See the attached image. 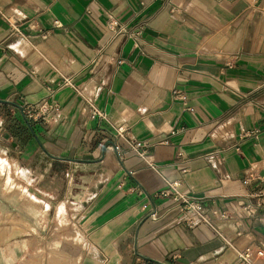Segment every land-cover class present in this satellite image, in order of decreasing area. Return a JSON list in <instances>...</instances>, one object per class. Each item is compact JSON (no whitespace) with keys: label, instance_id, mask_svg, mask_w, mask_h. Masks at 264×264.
Returning a JSON list of instances; mask_svg holds the SVG:
<instances>
[{"label":"crops","instance_id":"1","mask_svg":"<svg viewBox=\"0 0 264 264\" xmlns=\"http://www.w3.org/2000/svg\"><path fill=\"white\" fill-rule=\"evenodd\" d=\"M0 171V264H264V0H0Z\"/></svg>","mask_w":264,"mask_h":264},{"label":"built area","instance_id":"2","mask_svg":"<svg viewBox=\"0 0 264 264\" xmlns=\"http://www.w3.org/2000/svg\"><path fill=\"white\" fill-rule=\"evenodd\" d=\"M107 26L109 30L114 33L115 35H124L129 36L138 39V37L142 34L141 29H137L135 31H131L130 28H128L127 24L123 23L119 18L110 15L107 21ZM65 84H69L74 86L70 81L66 80ZM175 97L177 98H183L181 94L178 91H175ZM94 114H100L99 112H95ZM132 148L138 152L140 156L145 157L147 155V149H145V145L142 142L135 141L133 142ZM150 166L152 168H155V165L150 162ZM171 189L173 190V194L177 200H181V208L187 215V219L190 223L196 224L199 221L210 223L211 219L209 215L205 212L203 204L200 202V200L193 196H188L187 194H181L176 191L174 187L168 188L166 191H164V194H170ZM256 196L261 199L260 205L264 204V186H261L256 191ZM220 218L226 219L228 218V214L226 211H222L219 215ZM251 247H246L243 250L238 251L239 259L242 264H252L251 260ZM257 254L263 255L262 250H257Z\"/></svg>","mask_w":264,"mask_h":264},{"label":"rangeland","instance_id":"3","mask_svg":"<svg viewBox=\"0 0 264 264\" xmlns=\"http://www.w3.org/2000/svg\"><path fill=\"white\" fill-rule=\"evenodd\" d=\"M41 218L43 219L44 216L41 215ZM14 220L16 219L13 217L0 215V225L1 223H4L6 221H14ZM26 233L27 232L22 231V230H14V231H1L0 230V245L8 241L10 237H14L16 235H23ZM33 233L36 234V236H39L40 234L38 231H35ZM17 250H21V252L23 251V254L17 260L13 258V260L15 261L14 264H44V253H43L42 247H40L38 251H34V247L26 243L24 246L17 248ZM9 258L12 260V256H9ZM259 264H262V263L260 262Z\"/></svg>","mask_w":264,"mask_h":264},{"label":"bare ground","instance_id":"4","mask_svg":"<svg viewBox=\"0 0 264 264\" xmlns=\"http://www.w3.org/2000/svg\"><path fill=\"white\" fill-rule=\"evenodd\" d=\"M2 162H3V161H2ZM2 162H1V163H2ZM0 172H1V171H0ZM78 241H79V240H78ZM82 243H83V242H82ZM89 243H90V242H89Z\"/></svg>","mask_w":264,"mask_h":264}]
</instances>
